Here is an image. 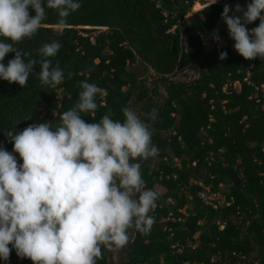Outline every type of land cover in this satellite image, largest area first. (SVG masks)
I'll return each mask as SVG.
<instances>
[{"label":"trees","instance_id":"16d2710c","mask_svg":"<svg viewBox=\"0 0 264 264\" xmlns=\"http://www.w3.org/2000/svg\"><path fill=\"white\" fill-rule=\"evenodd\" d=\"M195 1L79 0L63 30L45 6L35 36L14 45L30 54L26 62L37 61L27 86L0 80V145L9 152V133L43 121L55 128L78 102L81 81L107 90L94 114H81L86 123L105 114L123 121L121 109L128 106L152 125L159 152L141 173L146 188L160 196L149 213L150 234L135 233L124 264H264V60L237 54L225 26L193 79L171 85L162 98L149 95V82L193 62L221 16L217 3L191 13ZM53 40L62 47L52 63L65 72L54 89L38 79V49ZM12 58L6 54L5 66ZM153 108L158 114L149 120L145 114ZM102 251L97 264H121V249ZM0 264L32 261L13 249Z\"/></svg>","mask_w":264,"mask_h":264},{"label":"clouds","instance_id":"9594fccd","mask_svg":"<svg viewBox=\"0 0 264 264\" xmlns=\"http://www.w3.org/2000/svg\"><path fill=\"white\" fill-rule=\"evenodd\" d=\"M45 6L57 13V29L63 30L81 3L0 0V80L27 86L37 61L26 62L30 54L14 45L35 36L46 18ZM231 11L242 12L230 16L225 4L221 13L234 51L245 60H264V0H251L246 10L237 4ZM257 20V27L246 28ZM213 40L219 42L220 37ZM61 47L53 40L38 49L42 87L54 89L64 82L59 61L53 65L51 59ZM8 53L14 58L5 66ZM226 57L227 52H220V60ZM67 75L72 78L71 72ZM79 87L78 102L62 113L55 128L49 122L33 123L9 133L11 152L0 145L2 261L7 262L14 249L18 258L32 264H97L102 249H123L132 232L148 235L152 230L154 217L149 213L160 194L146 188L141 173V162L159 152L151 124L128 106L121 109L123 121L105 114L98 122L86 123L81 114H94L97 97H106L107 90L87 81ZM157 114L153 108L145 115L154 120Z\"/></svg>","mask_w":264,"mask_h":264},{"label":"water","instance_id":"95a60500","mask_svg":"<svg viewBox=\"0 0 264 264\" xmlns=\"http://www.w3.org/2000/svg\"><path fill=\"white\" fill-rule=\"evenodd\" d=\"M248 1H250V0H230V2L227 4L230 8L229 15L231 16L234 14V12L231 10L234 9L237 4H239L240 7L242 8L245 6V4ZM225 26H226V24L224 23V21L221 19V16H220L219 19L217 20L213 30L209 34L208 38L203 42L197 56L193 60V62L186 69H184L180 73H178L179 77H181L183 79H187L186 81H189V80L193 79L201 71L206 57L212 52V50L214 49V47L218 43V42H214L213 37L215 35H218L220 37ZM174 76H169L165 79H156V80L149 82V84H148L149 95L152 94L153 98H154V96L156 95L158 90H161V92L165 95L168 88L171 85L182 84V83L186 82V81H180L177 79V77H174ZM153 89H155L156 91H153ZM151 131H152V135H153L154 130H153L152 125H151ZM143 163H144V161L141 162V165ZM135 233L136 232L134 231L130 234L129 243L127 244L126 247L121 249V256H122L121 264L125 263V260L127 258L128 252L130 250V245L133 241ZM109 259H111L110 256H109Z\"/></svg>","mask_w":264,"mask_h":264},{"label":"rangeland","instance_id":"374dc122","mask_svg":"<svg viewBox=\"0 0 264 264\" xmlns=\"http://www.w3.org/2000/svg\"><path fill=\"white\" fill-rule=\"evenodd\" d=\"M229 2H230V0H217L216 3L219 4L220 6L224 7V5L228 4ZM211 3H212V0H205V2L204 1H202V2L195 1L194 4L192 5L191 13H194L197 10H199L201 7L207 6L208 4H211ZM180 72H177V74L174 77H177V79L180 81H186L187 79H183V78L179 77L178 73H180ZM156 95H157V99L162 98L164 96V94L161 92V90H158Z\"/></svg>","mask_w":264,"mask_h":264},{"label":"built area","instance_id":"2783aa9c","mask_svg":"<svg viewBox=\"0 0 264 264\" xmlns=\"http://www.w3.org/2000/svg\"><path fill=\"white\" fill-rule=\"evenodd\" d=\"M196 1H197V2H202V1L205 2V0H196ZM234 86H236V84H233V87H234ZM27 126H28V125H27ZM27 126H25L24 129H25Z\"/></svg>","mask_w":264,"mask_h":264}]
</instances>
